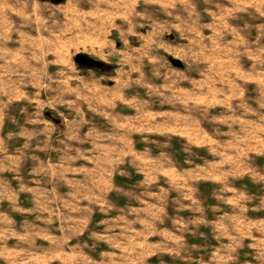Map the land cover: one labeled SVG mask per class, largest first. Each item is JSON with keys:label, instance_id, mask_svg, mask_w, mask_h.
<instances>
[{"label": "rangeland", "instance_id": "obj_1", "mask_svg": "<svg viewBox=\"0 0 264 264\" xmlns=\"http://www.w3.org/2000/svg\"><path fill=\"white\" fill-rule=\"evenodd\" d=\"M79 54L109 107L25 143ZM0 264H264V0H0Z\"/></svg>", "mask_w": 264, "mask_h": 264}, {"label": "crops", "instance_id": "obj_2", "mask_svg": "<svg viewBox=\"0 0 264 264\" xmlns=\"http://www.w3.org/2000/svg\"><path fill=\"white\" fill-rule=\"evenodd\" d=\"M127 40L130 41L129 38ZM119 70L121 69L113 66L112 61L106 62L98 76L97 69L77 70V75L68 79L65 86L66 92L78 94L79 101L75 106L65 105L66 100L69 102V99L64 92L61 96L58 95L61 100L53 98L51 80L46 85L45 91L46 101H50L51 104L36 106L35 112L30 117L31 121L24 120L22 118L23 114H19L17 117L20 118L21 124L17 125V128H19L18 136L27 138L28 140L25 143H36L45 148L66 144L67 138L75 130L74 125L76 123H96L100 111L104 112L109 107L110 101L106 97V93L117 86ZM19 90L21 91V89ZM20 91L17 99L15 96L16 106L14 108L21 112L23 106L30 105V96L22 99ZM40 100H42V97ZM29 139H35V141L31 142Z\"/></svg>", "mask_w": 264, "mask_h": 264}, {"label": "water", "instance_id": "obj_3", "mask_svg": "<svg viewBox=\"0 0 264 264\" xmlns=\"http://www.w3.org/2000/svg\"><path fill=\"white\" fill-rule=\"evenodd\" d=\"M61 0H56V2H60ZM76 62L79 65H82L86 68H101L103 67L102 63H99L95 60H93L92 58H90L89 56L87 57V55H83V54H79L75 57ZM172 64L176 67H181V62L175 59L171 60Z\"/></svg>", "mask_w": 264, "mask_h": 264}]
</instances>
